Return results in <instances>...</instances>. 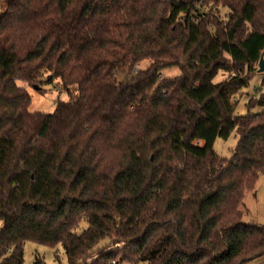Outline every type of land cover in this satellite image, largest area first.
<instances>
[{"label":"trees","instance_id":"trees-1","mask_svg":"<svg viewBox=\"0 0 264 264\" xmlns=\"http://www.w3.org/2000/svg\"><path fill=\"white\" fill-rule=\"evenodd\" d=\"M262 54L264 0H9L0 13V264H24L27 241L62 244L69 264L263 255L264 225L244 222L241 209L264 176ZM172 67L180 73L164 75ZM45 73L69 99L31 112L17 80L43 92ZM247 93L248 112L238 113L234 97ZM233 132L227 158L215 141Z\"/></svg>","mask_w":264,"mask_h":264},{"label":"rangeland","instance_id":"rangeland-1","mask_svg":"<svg viewBox=\"0 0 264 264\" xmlns=\"http://www.w3.org/2000/svg\"><path fill=\"white\" fill-rule=\"evenodd\" d=\"M9 0H0V13L6 7V4ZM226 9L222 10V13H226ZM149 61H143L140 64V67H145ZM259 68V67H258ZM233 72V68L230 70H220L217 76L214 78L215 82H220L227 78V76ZM180 73L178 67H172L164 70V75L166 76H175ZM47 73L44 74V84L42 87L44 91L41 92V89H37L35 85L30 83L17 80L18 86L25 88L29 91L32 97V103L30 105V111H43V112H53L55 105L58 100H68L69 96L66 91L60 89L58 82L59 80H54L53 82L48 81ZM260 75L256 76L250 83V85L245 88L246 92L255 93L257 92L260 85ZM249 94H245L243 97L241 95H236L234 101L238 102L237 112L246 114L248 108L246 106ZM261 110L259 106L252 108V112H257ZM239 140V135L237 132H233L229 138L222 139L218 138L215 141V151L224 157H231L233 149L237 146ZM257 185H255L254 190H247L245 192V198L243 205L241 207L243 211L244 222L255 223L264 225V176L261 175L257 180ZM3 221L0 218V227L2 226ZM82 227H87V223L84 221ZM42 261L46 264H69L67 253L62 244L57 246H49L44 243H37L35 241H27L24 246V264H39L38 262ZM123 264H130L125 262ZM243 264H264V254L254 258L252 260L246 261Z\"/></svg>","mask_w":264,"mask_h":264},{"label":"water","instance_id":"water-1","mask_svg":"<svg viewBox=\"0 0 264 264\" xmlns=\"http://www.w3.org/2000/svg\"><path fill=\"white\" fill-rule=\"evenodd\" d=\"M259 72H264V54L261 55L260 62H259ZM35 87L38 89L39 86L35 85Z\"/></svg>","mask_w":264,"mask_h":264}]
</instances>
